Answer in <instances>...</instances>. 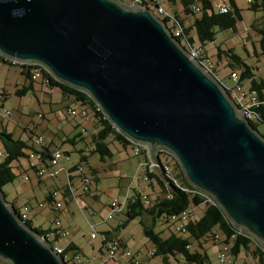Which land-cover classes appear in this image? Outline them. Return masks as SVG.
<instances>
[{"label": "water", "instance_id": "1", "mask_svg": "<svg viewBox=\"0 0 264 264\" xmlns=\"http://www.w3.org/2000/svg\"><path fill=\"white\" fill-rule=\"evenodd\" d=\"M0 55L86 92L153 170L171 153L188 182L264 247V136L153 9L122 0H0ZM0 260L68 264L0 188Z\"/></svg>", "mask_w": 264, "mask_h": 264}, {"label": "rangeland", "instance_id": "2", "mask_svg": "<svg viewBox=\"0 0 264 264\" xmlns=\"http://www.w3.org/2000/svg\"><path fill=\"white\" fill-rule=\"evenodd\" d=\"M122 1L131 4V0ZM160 2L168 10H172V6L168 4L167 0H160ZM214 2L216 5L219 3L230 5V0H214ZM235 2L242 9L243 17L237 25V30H218L215 40L205 46L215 67L217 79L227 85L232 84L229 77L231 68L227 65L228 58L225 54L222 55V58L218 56V47L222 50L232 48L248 64L256 68V78L264 80V59L259 48V55H254L253 46V42H257L260 36L252 27L255 20L262 18L263 12L262 10L249 9L248 0H235ZM181 16L187 24L189 17L184 13ZM168 25H171V21L168 22ZM191 32L194 38V46H201L196 31L192 30ZM183 45L188 46L186 41H183ZM30 83L31 81L22 74L21 66L14 62L0 61V97L2 98L0 99V131L8 129L14 133L15 137H22L25 140L28 139L29 134L40 136L43 140L53 139L54 143L51 144V148L59 149L62 152V157L57 165L59 173L56 176L51 175L50 169H48L47 173L42 176L43 182L40 183L35 171L30 169L28 158H20L13 163L18 177L13 182L2 186L6 200L15 201L18 207L29 205L35 227H41L45 230L53 229L56 227V221H60L62 226L70 232V235L62 236L59 242L65 245L75 238L83 250L81 253L83 264H99L101 260L98 253L101 246L100 238H91V232L95 230L94 225H97V230L108 229L117 232L118 237L127 242L133 253L144 259L143 264H163V255L151 256V252L155 251V245L145 235L141 224L142 220L147 224H153L149 215L138 216L130 220L125 226H120L122 222L127 220V198L134 195V189L141 190L144 194H150L151 200L157 198L155 195H151L153 186L143 178L141 162L144 155L135 154L131 146L124 148L116 141L110 143L112 156H107L102 160L99 153L91 151L93 149L92 132L97 130L90 127L91 112H89L88 122L82 117L69 115L67 109L69 107L80 109V104L67 98L60 88L42 85L40 81H35L33 83L34 88L26 94H16L17 88L23 85L28 86ZM249 86L250 80H245L243 82L245 91L248 92ZM71 98L74 100L73 97ZM55 110L58 111L54 112ZM7 111L10 112V115L6 114ZM43 112L46 113L45 118L38 115V113ZM57 117L59 118L57 119ZM77 123L81 125L78 128L75 127ZM84 128L86 131L83 132ZM259 130L264 131V126H259ZM78 131L83 132L84 138L77 137L75 144L66 140V135L75 137L78 135ZM0 152L2 153V151ZM82 155H86L87 160H83ZM159 156L162 162L168 165L171 173L180 182H183V175L181 174L183 170L177 159L166 151H161ZM73 165H77L78 168L69 172ZM25 173L30 176V180H24L23 174ZM78 174L86 175L90 179L93 193L84 192ZM69 175L77 176L70 181ZM70 183H73L74 196H81L87 207L81 208L74 198L69 205L63 202L61 211L52 209L45 202L46 195L49 191L65 187ZM93 194H96L97 197L94 198ZM113 199L119 200L121 210L113 211V218L108 219L111 212L109 203ZM145 204L148 205L147 201ZM32 207L35 208L33 212ZM204 209L205 204L194 207L192 218L199 219L203 215ZM181 224V220L163 216L157 218L153 228L163 237L168 236L172 231L184 235L180 232ZM53 239L54 237L51 235L49 241L51 242ZM193 242V247L202 253H207L211 264H221L217 255L223 249V243H215L210 238L203 241V246H199L196 241ZM92 246L95 248L93 249ZM104 257L105 255L102 259ZM232 258L234 264H261L256 262L252 254L245 249H242L238 256L233 255ZM169 261L172 264H178L174 257H170Z\"/></svg>", "mask_w": 264, "mask_h": 264}, {"label": "trees", "instance_id": "3", "mask_svg": "<svg viewBox=\"0 0 264 264\" xmlns=\"http://www.w3.org/2000/svg\"><path fill=\"white\" fill-rule=\"evenodd\" d=\"M167 2L172 6V10L169 11L174 15V18L182 27L183 34L181 37L177 38L180 41L181 39H186L187 44L191 45L194 42L191 31L195 30L201 44L200 47L204 49L206 53V44L215 40L218 30L232 29L236 31L238 23L243 19L242 9L237 5L235 0H230V10L225 13L217 9L214 0H167ZM159 3L162 4L160 0ZM157 4L158 2H156V5ZM249 4V9L255 11L262 10L263 12L262 18L255 20L252 23V27L260 36L257 42H253L254 55L258 56V50L260 49L264 59V0H255L253 3ZM198 6L200 9L196 10ZM182 13L189 17H187L189 20L187 24L185 23V19L181 16ZM218 48V56L222 58V55L225 54L228 58L227 65L231 68L230 75L232 72H239V83L242 86L245 80H250L248 92L255 91L259 97L264 100V80L256 78V68L248 64L245 59L233 51L232 48L229 50ZM0 61L13 63L2 55H0ZM16 64L21 66L22 74L31 81L30 85H23L17 88L15 91L16 94H26L30 89L34 88L33 83L35 81H40L42 85L60 88L65 96L73 97L74 101L80 104V108H84L88 113L91 112L92 126L97 129L96 132L95 130L92 132L93 149H91V151L93 153H99L102 160L107 156H112L113 153L110 148L111 142L114 143L117 141L124 148L133 145V142L127 139L113 126L100 110L99 106L86 92L57 81L40 65L30 63ZM33 68H39L41 70L42 75L40 79L33 78ZM214 76L217 78L216 75ZM220 82L227 85L221 80ZM0 99L2 98L0 97ZM255 112V120L250 121L252 125L260 131L259 126H264V102L255 109ZM260 133L264 136V131H260ZM79 136H83V133L71 138L70 141H74ZM33 137H36V135L33 136L29 134L28 139L25 140L22 137H15L14 133L8 129L0 131V151H2V156L0 157L1 189L2 186L13 182L18 177V174L14 170L13 163L22 157L28 158L30 150L38 151L42 160L45 162L51 159L54 150H51L50 146L45 144L37 149L34 142L35 138ZM82 159L87 160V156L82 155ZM148 159L147 157L145 158V160ZM157 164L158 166H156L153 171L147 172V174L150 179V184L160 188V195H158L155 200H151L150 194L144 195L140 190L134 189V195L127 198V220L122 222L120 226H125L130 220L138 216H144L145 214L151 217L153 224L156 222L157 218L163 216L174 220H179L184 212H189L190 216L188 220L183 223L184 229L182 226L180 229V232L184 233V235L172 231L165 237L154 230L153 224H147L145 221H141L145 235L155 245V251H153L152 257L163 255V264H172L169 261L170 257H174L178 264H211L207 253H202L196 247H193V241H196L199 246H203V241L210 238L215 243L221 242L223 244H229L231 246L230 252L232 256H238L242 249H245L252 254L256 262L264 264V247L252 236L237 229L227 218L222 208L211 197L195 189L188 182L183 171H181L183 182H180L177 177L171 173L168 165L162 162L159 154ZM77 168V165H73L69 169V172ZM47 199V201H51V192ZM145 201H147L148 205L145 204ZM10 203L13 208L18 212L20 211V207L16 206L14 201H10ZM201 204H205L203 215L199 219H193V208ZM26 224L42 236H48V234L53 233L54 237L57 238L60 235L57 225L53 229L45 230L41 227H35L30 219L26 220ZM106 233L110 237L116 238L124 245L123 241L115 232L107 231ZM56 240L57 239L51 241L53 247L60 246L56 243ZM101 244L102 248L105 249L104 242ZM69 249H73V244H69L65 248V252H68ZM60 255L63 256V254ZM0 264L5 263L0 260Z\"/></svg>", "mask_w": 264, "mask_h": 264}, {"label": "built area", "instance_id": "4", "mask_svg": "<svg viewBox=\"0 0 264 264\" xmlns=\"http://www.w3.org/2000/svg\"><path fill=\"white\" fill-rule=\"evenodd\" d=\"M254 1L255 0H248L249 3H253ZM156 2H158L157 5ZM131 4L143 5L153 9L155 14L159 16L161 19L163 20L167 19L168 22L171 21V25H168V27L176 38L182 36L183 31L181 24H179V22L174 18V15L166 7H164L163 4L159 3V0H131ZM199 9H200L199 6L196 7V10ZM217 9L220 12L225 13L230 10V5L226 3H219L217 4ZM183 41H186V39H181L182 44ZM183 46L188 50L190 56L196 61H198L208 73H210L212 76L216 75L215 67L213 66L212 59L205 52L204 49H202L200 46L196 47L194 46V44L191 45L188 44V46L186 45ZM32 74L34 79H40L42 75L41 70L39 68H33ZM230 79L232 80L233 83L231 86L222 84L227 90L229 97L237 104L239 110L249 120H255L256 118L255 109L260 104H262L264 100H262L255 91L252 92L245 91L244 87L239 83V72L237 71L232 72L230 75ZM67 113L73 117H82L84 119H88L89 117L88 111L85 110L84 108L76 109L74 107H69L67 109ZM6 114L10 115V112L7 111ZM84 131H86L85 128L83 132ZM34 142L37 146V149H39L40 146L44 145V140L40 136H36ZM131 147L135 152V154L144 155V159L141 162V169L144 173L143 176L144 180L149 182L150 179L147 172L153 171V167H152V162L147 154V146L133 143ZM1 156L2 153L0 152V157ZM61 157H62V152L59 149H55L53 151L51 159L45 162L42 160L41 155L38 151L30 150L28 154V161L30 168L34 169L36 175L39 178H42V176H44L47 173L48 169H50L51 175H55V176L58 175L59 169L57 168V165L59 164ZM146 157L149 159L145 160ZM23 178L24 180H30V176L26 173L23 174ZM80 180H81V184L83 185L84 192H89L91 190L90 179L86 175H82ZM74 198L76 199L77 204L81 208L87 207L86 203L83 201L81 196H74L73 186L71 183L65 187L58 188L53 192H51V201L49 202V204L53 209L60 210L63 207L64 201L71 200ZM109 208L111 212L108 215V219L113 218V213H112L113 211L121 210V203L119 202L118 199H113L109 203ZM19 214L22 217V219L25 221L27 219H30L29 205H24L23 207H20ZM189 216H190L189 212H184L180 216L179 220L182 221L181 224L182 227L184 226L183 223H185L188 220ZM56 225L59 228V233L61 235L68 236L70 234V232L65 227L62 226L60 221H56ZM50 235L51 234H48V236L45 237L49 238ZM91 238L92 239L100 238L101 243L104 242L105 244V257L100 260L99 264H123L119 261L121 256H123L127 260L124 264H143V259H141L135 253H133V251L130 248L124 246L119 240L110 237L106 232L99 231L95 228V230L91 233ZM230 248L231 246L229 244H223V249L218 252L217 256L221 264H234V260L231 255ZM54 249L58 254H63V257L66 260V262H68V264H82V258L79 253L65 252V248H63L62 246H56L54 247ZM152 255H153V251L151 252V256Z\"/></svg>", "mask_w": 264, "mask_h": 264}, {"label": "crops", "instance_id": "5", "mask_svg": "<svg viewBox=\"0 0 264 264\" xmlns=\"http://www.w3.org/2000/svg\"><path fill=\"white\" fill-rule=\"evenodd\" d=\"M67 98H69L71 101H74L70 96H66ZM51 111H53V109H50ZM58 111V110H57ZM56 110L54 111V112H57ZM38 115L40 116V115H42L41 117H43V118H45L46 117V113L45 112H43V113H38ZM59 117H57V119H58ZM56 119V118H55ZM89 119V118H88ZM88 119L87 120H85V121H87L88 122ZM63 120V119H62ZM58 121V120H57ZM87 122H85L86 124H87ZM86 124H84L85 126H86ZM81 125H80V123H77L76 124V128H78V127H80ZM90 127H93L92 126V122H91V124H90ZM46 128H47V125H46ZM85 128H87V127H85ZM87 130H88V128H87ZM80 133H83L82 131H78V135H80ZM77 136V135H76ZM33 138H35V137H33ZM71 138H73V137H70L69 135H66V140L67 141H70V139ZM79 138L80 139H82V138H84L83 136H79ZM72 144H75L76 143V139L74 140V141H70ZM54 143V141H53V139H50V138H48V139H44V144L45 145H49L50 146V149L51 150H54V149H52L51 148V144H53ZM144 159V158H143ZM71 168V167H70ZM34 171V170H33ZM74 171V170H73ZM83 174H81V175H79L78 174V177L81 179V176H82ZM75 176H77V175H70V181H72L74 178L73 177H75ZM98 177V176H97ZM41 181L43 182V179L42 178H39L38 177V182H40L41 183ZM39 183V184H40ZM72 184V186H73V183H71ZM56 190V189H55ZM54 191V190H53ZM53 191H49V193L46 195V197H45V199H46V201L45 202H47L48 203V205L50 206V204H49V201H47L48 199H47V197L49 196V194H50V192H53ZM160 192H161V190H160V188L158 187V186H156V185H153V191H152V193H151V195H155L156 197H158V195H160ZM89 193H93V191H92V187H91V190L89 191ZM81 195H83V194H81ZM94 198H96L97 197V195L96 194H93L92 195ZM84 197V196H83ZM72 200L73 199H71V200H66V201H64V202H66V204L67 205H69V204H71L72 203ZM12 202V201H11ZM15 202V201H14ZM16 205V204H15ZM17 206V205H16ZM51 207V206H50ZM52 208V207H51ZM32 212L35 210V208L34 207H32ZM53 209V208H52ZM59 211H61V210H59ZM32 213H30V220L32 221V223H33V218H32V215H31ZM96 226L97 225H94V227L96 228ZM99 231H102V229L101 230H99ZM107 231H110V230H108V229H105L104 230V232H107ZM93 232V231H92ZM91 232V233H92ZM116 234H117V236H118V233L116 232ZM51 235H53V237H54V234L52 233ZM70 235V234H69ZM68 235V236H69ZM63 235H59L57 238H55L54 237V239H53V241L55 240V239H57L56 240V243L57 244H59L60 246H62V247H67L69 244H73V249H69L68 250V253H79L80 255H81V253L83 252V250L81 249V247L78 245V243H77V241H76V239L75 238H73V239H71V241L69 242V243H67V244H65V245H62L60 242H59V240H60V238L62 237ZM120 238V237H119ZM122 241H123V243H124V245L126 246V247H128V244H127V242L124 240V239H122V238H120ZM92 248L94 249L95 248V246H92ZM129 248V247H128ZM99 255H100V259H102V257L105 255V251H104V248H102V244H101V246H100V250H99ZM119 261L121 262V263H125L127 260L123 257V256H121L120 257V259H119ZM143 262H144V259H143ZM82 264H83V262H82Z\"/></svg>", "mask_w": 264, "mask_h": 264}]
</instances>
